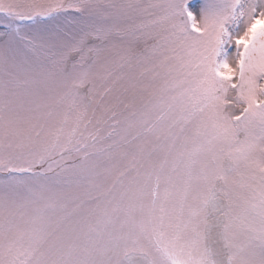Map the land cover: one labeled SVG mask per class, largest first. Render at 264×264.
<instances>
[{
	"label": "rangeland",
	"instance_id": "obj_1",
	"mask_svg": "<svg viewBox=\"0 0 264 264\" xmlns=\"http://www.w3.org/2000/svg\"><path fill=\"white\" fill-rule=\"evenodd\" d=\"M0 264H264V0H0Z\"/></svg>",
	"mask_w": 264,
	"mask_h": 264
}]
</instances>
